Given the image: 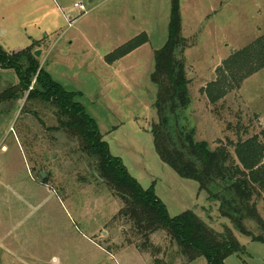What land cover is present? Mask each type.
Here are the masks:
<instances>
[{
	"label": "rangeland",
	"instance_id": "rangeland-1",
	"mask_svg": "<svg viewBox=\"0 0 264 264\" xmlns=\"http://www.w3.org/2000/svg\"><path fill=\"white\" fill-rule=\"evenodd\" d=\"M172 1L0 0V47L24 49L32 38L41 66L77 93L111 153L143 187L154 186L169 214L194 209L223 231L233 226L220 216L218 203H208L197 181L180 177L160 159L151 131L158 121L155 51L168 41ZM180 7L188 43L181 53L190 80L186 115L196 139L215 148L257 135L264 145V68L217 103L203 91L234 51L264 36V0H180ZM136 38L140 46L107 60ZM17 83L14 69L0 68V92ZM58 124L55 110L28 99V92L0 105L3 264H156L151 252L137 247L142 239L128 225L116 226L113 217L124 204L96 175L94 161L83 158L69 133L48 129ZM204 205L209 209L201 212ZM259 212L264 217V199ZM246 224L256 231L254 221ZM233 230L245 252L229 256L226 264H264V243ZM151 240L161 247L158 258L170 249L168 262L177 257L176 264H208L204 256L186 262L163 231Z\"/></svg>",
	"mask_w": 264,
	"mask_h": 264
},
{
	"label": "trees",
	"instance_id": "trees-1",
	"mask_svg": "<svg viewBox=\"0 0 264 264\" xmlns=\"http://www.w3.org/2000/svg\"><path fill=\"white\" fill-rule=\"evenodd\" d=\"M35 43L13 52L0 47V68L14 69L18 77L16 85L0 92V105L21 99L28 92V99L55 110L59 124L48 129L69 133L79 144L83 158L94 161L96 175L124 204L113 217L116 226L128 225L132 234L142 239L136 243L137 247L151 252L156 264H176L178 260L176 257L177 260L167 261L173 259L170 249H166L165 259L157 257L161 247L154 245L151 237L158 231L166 233L169 247L176 248L186 262L204 256L208 264H226L229 256L245 252L233 229L264 243V217L259 212L260 200L264 199V145L257 135L236 142H220L215 148L196 139V129L186 115L191 99L190 80L181 54L188 43L182 32L180 0L172 1L168 41L155 51L152 80L158 87L155 103L158 121L151 131L160 159L180 177L197 181L207 199L218 203L220 216L229 219L233 226H225L223 231L194 209L171 216L154 186L143 187L123 160L111 153L97 123L76 100L77 93L66 90L41 66L35 55ZM140 45V39L136 38L127 47L105 57L115 61ZM223 64L217 70L218 78L203 89L213 103L239 89L247 77L264 68V36L255 44L234 51ZM84 163L90 167L87 160ZM247 220L256 223V231L248 228Z\"/></svg>",
	"mask_w": 264,
	"mask_h": 264
},
{
	"label": "crops",
	"instance_id": "crops-1",
	"mask_svg": "<svg viewBox=\"0 0 264 264\" xmlns=\"http://www.w3.org/2000/svg\"><path fill=\"white\" fill-rule=\"evenodd\" d=\"M31 12H33V9L31 10ZM21 13H22V12H21ZM23 13H24V12H23ZM27 15H30V14H27ZM4 33H5V32H4ZM30 36H31V35H30ZM31 42H32V38H29V42H28L29 45H31V44H30ZM29 45H28V46H29ZM200 192H201V191H200ZM205 199H207V197H206ZM207 201H208V203L210 202L208 199H207ZM207 209H209V208H207V206L204 205V206H202L201 212H203V211H205V210H207ZM199 214H200V213H199ZM200 215L203 217L202 214H200ZM203 218H204V217H203ZM1 236H3V234L0 233V237H1ZM3 257H5V256L0 255V264H3V262H2V261H3ZM226 260H227V259H226Z\"/></svg>",
	"mask_w": 264,
	"mask_h": 264
},
{
	"label": "built area",
	"instance_id": "built-area-1",
	"mask_svg": "<svg viewBox=\"0 0 264 264\" xmlns=\"http://www.w3.org/2000/svg\"><path fill=\"white\" fill-rule=\"evenodd\" d=\"M75 7L79 8L81 11H83V13H88L87 8L82 2H76Z\"/></svg>",
	"mask_w": 264,
	"mask_h": 264
},
{
	"label": "water",
	"instance_id": "water-1",
	"mask_svg": "<svg viewBox=\"0 0 264 264\" xmlns=\"http://www.w3.org/2000/svg\"><path fill=\"white\" fill-rule=\"evenodd\" d=\"M35 55L38 57L40 55V50H36Z\"/></svg>",
	"mask_w": 264,
	"mask_h": 264
}]
</instances>
